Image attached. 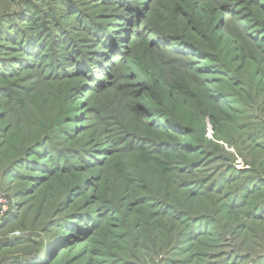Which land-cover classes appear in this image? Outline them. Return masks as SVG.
Masks as SVG:
<instances>
[{
    "label": "rangeland",
    "instance_id": "1",
    "mask_svg": "<svg viewBox=\"0 0 264 264\" xmlns=\"http://www.w3.org/2000/svg\"><path fill=\"white\" fill-rule=\"evenodd\" d=\"M0 264H264V0H0Z\"/></svg>",
    "mask_w": 264,
    "mask_h": 264
}]
</instances>
